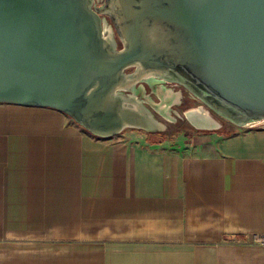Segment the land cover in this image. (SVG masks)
Here are the masks:
<instances>
[{
    "label": "crops",
    "instance_id": "0c3cea01",
    "mask_svg": "<svg viewBox=\"0 0 264 264\" xmlns=\"http://www.w3.org/2000/svg\"><path fill=\"white\" fill-rule=\"evenodd\" d=\"M194 139L0 104V264H264V127Z\"/></svg>",
    "mask_w": 264,
    "mask_h": 264
},
{
    "label": "water",
    "instance_id": "95a60500",
    "mask_svg": "<svg viewBox=\"0 0 264 264\" xmlns=\"http://www.w3.org/2000/svg\"><path fill=\"white\" fill-rule=\"evenodd\" d=\"M108 1L121 49L91 0H0V104L54 108L111 138L142 129L122 99L127 70L171 69L264 123V0Z\"/></svg>",
    "mask_w": 264,
    "mask_h": 264
},
{
    "label": "rangeland",
    "instance_id": "374dc122",
    "mask_svg": "<svg viewBox=\"0 0 264 264\" xmlns=\"http://www.w3.org/2000/svg\"><path fill=\"white\" fill-rule=\"evenodd\" d=\"M108 5V0H91V7L96 10L98 7ZM98 11V10H97ZM99 16L102 19H106L108 25L114 29L113 39L116 42L118 48L123 45L122 37L117 31L114 21L104 11H99ZM135 71V68L127 70V73ZM166 83L156 85L155 87L150 86L148 82L139 81L136 83L137 87L143 89L139 100L150 112H152L154 118L158 120L159 124L162 125V129L155 131L154 133L166 134L169 137V146L174 149H184L192 145L197 136L196 131L205 130L210 132H221L223 134H232L239 125L223 118L213 108L211 109L206 102H204L191 88L185 83L175 79L165 78ZM148 83V84H147ZM125 98L130 97L131 93L128 90H121ZM170 91V92H169ZM135 98V96H134ZM137 98V97H136ZM166 110L168 116H164L161 112ZM191 111L195 114L206 112L212 115L219 122V127L213 129H198L188 119L186 112ZM73 120V119H72ZM253 122L250 123L246 128H251L252 124H256L254 128L264 127V123ZM145 131L140 128H125L120 134L114 135L111 138L123 137L128 141L135 143L144 142Z\"/></svg>",
    "mask_w": 264,
    "mask_h": 264
},
{
    "label": "bare ground",
    "instance_id": "6f19581e",
    "mask_svg": "<svg viewBox=\"0 0 264 264\" xmlns=\"http://www.w3.org/2000/svg\"><path fill=\"white\" fill-rule=\"evenodd\" d=\"M109 4L110 2L108 1V5L98 7V9L99 11L101 12L104 11L106 14H108L111 17V19L115 22V24H117L118 19L116 18L115 11L110 10L111 8H109ZM102 25H103V35L113 38L114 29L112 30V28L106 22V19H102ZM165 78L175 79L185 83L204 102H206L211 109L213 108L223 118H226L227 120L233 122L236 125L245 127L248 126L250 123H253L256 120H258L255 117L243 113L238 109L234 108L230 110V108L233 107H229L228 104L219 101L215 96L211 95L207 91L204 90L199 91L195 85H193L187 78H185L176 70L169 69L165 72L142 73L139 69H136L135 71L131 72L128 76H126V81H125L126 84L124 86V88L128 90L131 93V95H129L130 97H127L126 99L122 95V99L124 97L123 100L127 101L125 103L127 109L134 112L135 115L140 119L139 123L137 124L139 125V127H142V129L144 130L158 131L162 129V125L159 124L158 120L152 118V115L149 113L148 109L145 106H143V104L139 100V97L141 96L143 89L138 88L136 83L139 81H144V82H148L150 86L155 87L156 85H161L163 83H166L167 79ZM161 112H163L162 114H164L165 117L168 116L166 114L167 111L165 109L162 110ZM186 115L188 119L191 121V123L198 129H213L220 126V125L218 126L217 123L219 122L216 120V118H214L209 113H206L205 111L197 114L191 111H187Z\"/></svg>",
    "mask_w": 264,
    "mask_h": 264
},
{
    "label": "trees",
    "instance_id": "16d2710c",
    "mask_svg": "<svg viewBox=\"0 0 264 264\" xmlns=\"http://www.w3.org/2000/svg\"><path fill=\"white\" fill-rule=\"evenodd\" d=\"M197 135L201 134V133H212L210 131H205V130H198L196 131ZM145 134L147 135V137L151 140V141H155V142H161V141H165L167 139H169V137L166 134H160L157 135V133L154 132H145Z\"/></svg>",
    "mask_w": 264,
    "mask_h": 264
},
{
    "label": "built area",
    "instance_id": "2783aa9c",
    "mask_svg": "<svg viewBox=\"0 0 264 264\" xmlns=\"http://www.w3.org/2000/svg\"><path fill=\"white\" fill-rule=\"evenodd\" d=\"M252 127L256 126V124H252ZM250 127V126H247ZM253 243L260 245V246H264V234H257L253 237Z\"/></svg>",
    "mask_w": 264,
    "mask_h": 264
},
{
    "label": "flooded vegetation",
    "instance_id": "af4514ba",
    "mask_svg": "<svg viewBox=\"0 0 264 264\" xmlns=\"http://www.w3.org/2000/svg\"><path fill=\"white\" fill-rule=\"evenodd\" d=\"M122 47H123V45L120 48H118V46H117V49H121ZM153 132H155V131H153Z\"/></svg>",
    "mask_w": 264,
    "mask_h": 264
}]
</instances>
